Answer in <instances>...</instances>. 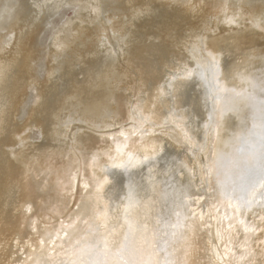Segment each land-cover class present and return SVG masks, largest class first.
<instances>
[{"label": "bare ground", "instance_id": "1", "mask_svg": "<svg viewBox=\"0 0 264 264\" xmlns=\"http://www.w3.org/2000/svg\"><path fill=\"white\" fill-rule=\"evenodd\" d=\"M5 2L0 6H8L9 16L16 4ZM22 2L27 12L17 38L24 60L0 58V172L8 168V175L0 173V181L8 180L7 196H0V264H53L51 249L60 252L70 237L67 245L74 249L73 240L90 231L92 218L96 238L86 239L68 264H94L92 246L102 237H134V246L146 240L148 259L165 264L150 249L152 222L145 225L157 204L164 222L189 220L178 249L180 237L172 243L177 264H195L191 256L200 243L209 251L207 264H247L232 251L264 244V189L256 176L254 195L240 191L238 173L227 162L247 102L224 92L249 89L252 74L264 80V0ZM233 17L236 22L228 23ZM31 22H38L37 30L26 31ZM13 51L8 46V56ZM117 125L124 135L142 133V125L149 129L127 146L128 139L109 142ZM198 142L203 144L194 153ZM94 149L101 151L95 161L87 159L86 170L80 162ZM100 156L106 164L99 165ZM215 163L222 173L234 171L223 187ZM81 176L82 188L98 186L100 196L94 191L76 200ZM171 176L175 181L166 190L163 180ZM234 186L238 200L230 206ZM195 194L196 219L187 216L183 201ZM240 197L252 200L250 207ZM64 216H73L74 225L60 224ZM63 232L70 237L50 247ZM33 244L36 249H27ZM252 264H264V255Z\"/></svg>", "mask_w": 264, "mask_h": 264}, {"label": "rangeland", "instance_id": "2", "mask_svg": "<svg viewBox=\"0 0 264 264\" xmlns=\"http://www.w3.org/2000/svg\"><path fill=\"white\" fill-rule=\"evenodd\" d=\"M7 1L8 0H0V4L5 2V4L7 5L8 4ZM11 1L15 2L16 7L14 8V10H12L11 15H9V16H8V6H6V5H5L6 7L0 6V58L2 60L8 61V59H9L10 61H12L13 57H16L19 60L23 61L24 55L22 53L24 51V48H22L23 47L22 43L17 38L18 37L17 32H18V30H20V31L24 30L22 13L27 12V8L22 9V7H25L22 0H11ZM9 2H10V0H9ZM8 5H10V4H8ZM67 9L68 10H67L66 15L67 16L69 15L68 17H70L71 15L74 14V11H73L74 6H72V5L68 6ZM37 23L38 22H31V25H28L26 31L37 30ZM9 35H13V36L8 38ZM8 46L10 48H12V50H14L13 55L8 56ZM254 75H256V74L251 75V76H253L254 81H253L251 86L249 85V89L245 88V86L243 88H241L240 91H239V89L235 90V91H231V90H228L226 88L227 90L224 93L226 95L228 94L231 97H232V95H236V94L241 95L242 97H244L246 93H249L250 95L255 94V91L257 90L261 80L259 77H256ZM251 79H252V77H251ZM243 99L246 100L245 98H243ZM127 122H129V121L127 120ZM144 125H142V128H141V130H143L142 133L136 132V133H131L129 135L122 134L120 132V130H122L123 127H121L120 125H117L116 126L117 128L119 126L121 128H119L114 133V135H112L109 138V140H110L109 142L110 143L121 142L122 139H128V142L126 144L127 146L131 145V143L134 144L135 141H138L137 140L138 137L142 136L143 134L148 133L147 129H149V125L148 126L147 125L144 126ZM124 127H127V125ZM100 135L101 136L102 135L108 136V134H104L103 132ZM203 142H204V140H203ZM203 142L196 143V148L194 150V153H195V151L199 152V150H197V148H200L202 146ZM24 145H27V143L25 142ZM109 145L110 144L108 143V146ZM108 146L106 149H108ZM100 151L101 150H98V149L92 150L90 152V154L87 155L85 162L84 161L80 162L81 166H83L84 169L88 170L89 167L86 166L87 162H88L87 159L90 157V159H89V162H90L91 159L97 155V153L98 154L100 153ZM102 157L105 158L104 155ZM102 157L100 158L101 163L99 165L106 164V161L103 162ZM190 160H191V162H194V156L192 157L191 153H190ZM93 161H95V160H92L91 162H93ZM99 165L93 164L91 166V168L95 169ZM2 172L6 173V175H8V168L6 170H5V168H3ZM2 172H0V173L2 174ZM83 173H84V170H83ZM86 173H90V172L85 171V174ZM94 176H96L95 173H94ZM82 178H86V176H81V178L78 177V181H77L78 185L74 191V196L76 197V200L78 202H80L83 200V198L85 196H87L89 198V197H91V195L93 194L94 191H99V196H100V194L102 193V190L101 189L98 190V188H99L98 186L96 188H94L93 190H91V185L87 186V189H85L84 187L82 188L83 184L80 182V180ZM216 178H217V180H219V182L224 180L223 173L220 171L217 172V168H216ZM102 179H106V175H104ZM110 181L112 182V180H109L106 183L110 185L111 184ZM0 182H1V186H0L1 195L0 196L1 197L7 196L5 191L8 190V180H1ZM101 183L102 182L100 181V178H99V185H101ZM164 184H165V189L167 190V183H164ZM103 192H104L103 193L104 196H106V194L108 193V188H105L103 190ZM69 194H70V191H67L62 196H66ZM197 198H198L197 194L188 195V196L184 197V201H187L186 203L188 204L186 207L187 216L188 217H194L195 216V219L198 217V215H197L198 210L194 209L196 207V204H194V202L192 203V201H193L192 199H197ZM227 200L229 201L230 206H232L233 203H236L237 198L229 197V198H227ZM256 201L263 203L262 198H260V196L256 199ZM159 205L160 204H157V207L153 209V213L150 215V220H148V218L145 217V215H144V217L146 219L145 225L147 226L149 221H151L153 224L152 227L150 226V229L153 228V230H148V235H147V238L148 239L152 238L153 242H154L152 247L151 248L149 247V248L152 250V252H154V254L161 256L160 257L161 262H164L165 264H177L176 260L174 258V255H177V252L171 251L172 243L175 241L176 238L180 237V235L184 232L187 225L181 226L179 223L172 222V220H169L168 222H164L161 219L163 207L161 209V208H159ZM70 206L73 207V210L78 208V204H75L73 206V203H71ZM240 209H241V207H240ZM160 211H161V213H160ZM241 211H242V209H241ZM63 215H65V213ZM72 218H74V217L73 216H71V217H68V216L59 217L58 222L60 224H62L63 226H66V225L71 226V225H74V223H75ZM225 220L226 219H224V221ZM94 221H95L94 218H92V225L89 227L90 231L86 232L83 236H79L73 240L74 243H72V244L74 246V249L70 248L72 245L71 246L67 245L69 243L67 241H71V238H72V237H70L69 232H63L61 235H58L57 237H54L52 239V241L50 243V247L53 248V247L58 245V239L59 238L66 240L70 237L69 240L65 241L66 243L65 242L62 243L64 249L61 250L60 252L57 253L55 251V249H51L52 253H54L56 255V256L49 258V259H53V261H55V263H53V264H60V263L62 264V262H63V264L64 263L68 264L66 259H68L69 256L72 257L74 254H77L79 252V250L84 249L83 247L86 246V239H91V238L95 237L94 232L96 231V226L94 224ZM170 222H172V224H170ZM188 222H189V220H187V223ZM250 232L258 234V233H260V230H258V231L254 230V231H250ZM107 235H109V237H111L112 233L109 231L102 232V236H107ZM181 237H182V235H181ZM181 237L177 241H180ZM263 239L264 238L261 239L260 243L261 242L264 243ZM39 240H40V237H39ZM137 242H138L137 245L134 246L133 244H131V248H129V246H127L128 243L126 241V238H124V241H122V240H120L118 238H114V237H112L110 239H106V237H102V239L100 241H96V243L92 246V250H94V252H96V256H97L96 262H94V264H112L114 262H116L117 264H125L128 261H132L133 264H152V260L148 259V252H147L148 249L146 247L148 242L146 240H143V242L138 240ZM181 242H182V240L176 246V249H178V246L181 244ZM198 245H199L198 249H195V251H194L195 257H192L190 254H189V257L191 256V259L195 260V264H207V262H208L207 256H210L209 251L207 249H205V246L203 243H200ZM263 245H260L258 247H251V248L247 247V245H244V246L238 245V246H236V248L233 249L232 252L235 253L234 254L235 256H240V254H241L242 256L239 259L247 260V264H252V263L259 262V258H261V256L264 255L262 252L264 250V248L262 247ZM28 248L32 249V250L36 249L34 244L30 247H27V249ZM126 248H129V250L125 251ZM132 249H134L136 253L132 254L131 253ZM244 252H246V254ZM170 255L173 256L172 259H171ZM25 258H26V256H25ZM86 259L88 260V258H86Z\"/></svg>", "mask_w": 264, "mask_h": 264}, {"label": "water", "instance_id": "3", "mask_svg": "<svg viewBox=\"0 0 264 264\" xmlns=\"http://www.w3.org/2000/svg\"><path fill=\"white\" fill-rule=\"evenodd\" d=\"M251 77L253 79V76H251ZM253 81L254 80H252V83H253ZM261 83L259 84V86L257 88V92L255 94L250 95L249 93H246L244 97L241 96L242 98H245L246 99L245 101L247 102V107L245 110H243V116H244L243 122L241 120L243 127L241 130L239 129V131L236 135L237 143L233 149V153L228 157L229 160L227 159L228 160L227 162H230L233 159H237V158H239V157H241V156H243V155H245V154H247L253 150L257 154L260 153V150L262 147V134H264V129H262V121H261V112L264 111V80ZM236 96L237 95H232L233 98H236ZM212 155H214V157ZM212 155H211L212 160L215 157L217 158L216 154H212ZM217 167L220 168L218 166V163L216 164V168ZM219 171L220 170L217 169V172H219ZM233 172L234 171L231 169L228 170V173H233ZM228 173H226V172L223 173L224 180L221 181L220 183H223L226 180V177L230 176ZM204 174L207 176V170L205 171ZM124 180L130 181L131 178L126 177ZM170 181H175V177L171 176L170 178L168 177V178H165L163 180V182L167 183V184ZM217 182H219V180H217ZM237 189L238 188H236V190ZM236 190L233 191V187L231 188L232 196H230V197L237 198V200H238V197L234 195ZM237 192H238V190H237ZM166 198H167V196L165 197V199ZM186 202L187 201H184L185 206L187 207L188 204ZM186 207L184 210H186ZM186 222H184V224H180V223L179 224L181 226L187 225ZM175 223H177V222H175Z\"/></svg>", "mask_w": 264, "mask_h": 264}, {"label": "snow or ice", "instance_id": "4", "mask_svg": "<svg viewBox=\"0 0 264 264\" xmlns=\"http://www.w3.org/2000/svg\"><path fill=\"white\" fill-rule=\"evenodd\" d=\"M228 23H235V18H229ZM211 56V54H209ZM213 63H215V57H211ZM261 121H262V129H264V111L261 112ZM230 168L235 169L238 173V180H239V187L240 191L247 192L249 195L255 194L256 188V179L255 177H259V181L261 184V188L264 189V134H262V147L260 153L257 154L254 150L237 158L233 159L230 162ZM210 170V169H209ZM223 187V183H222ZM235 186L233 187V191H235ZM227 195V192L223 193ZM264 196V191L260 193ZM240 203L244 207H250L252 200L248 199L247 197H240ZM243 224L244 222L241 221ZM255 229L245 228V231H254ZM128 241V246L131 248V244L134 243V237L131 241L126 238ZM41 244L44 243L43 240L40 241ZM129 248H126L125 251H128ZM134 251V249H133ZM127 264H133L132 261H128Z\"/></svg>", "mask_w": 264, "mask_h": 264}]
</instances>
